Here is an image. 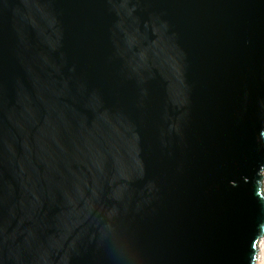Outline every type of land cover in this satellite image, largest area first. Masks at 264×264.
<instances>
[{
    "label": "water",
    "instance_id": "obj_1",
    "mask_svg": "<svg viewBox=\"0 0 264 264\" xmlns=\"http://www.w3.org/2000/svg\"><path fill=\"white\" fill-rule=\"evenodd\" d=\"M264 0H0V264H256Z\"/></svg>",
    "mask_w": 264,
    "mask_h": 264
},
{
    "label": "bare ground",
    "instance_id": "obj_2",
    "mask_svg": "<svg viewBox=\"0 0 264 264\" xmlns=\"http://www.w3.org/2000/svg\"><path fill=\"white\" fill-rule=\"evenodd\" d=\"M256 264H264V236L262 237L259 243Z\"/></svg>",
    "mask_w": 264,
    "mask_h": 264
},
{
    "label": "built area",
    "instance_id": "obj_3",
    "mask_svg": "<svg viewBox=\"0 0 264 264\" xmlns=\"http://www.w3.org/2000/svg\"><path fill=\"white\" fill-rule=\"evenodd\" d=\"M263 175H264V173H263ZM263 190H264V180H263Z\"/></svg>",
    "mask_w": 264,
    "mask_h": 264
}]
</instances>
